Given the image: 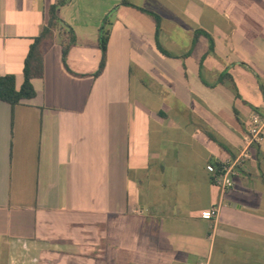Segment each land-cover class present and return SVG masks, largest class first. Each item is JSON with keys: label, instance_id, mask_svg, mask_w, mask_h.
Returning <instances> with one entry per match:
<instances>
[{"label": "crops", "instance_id": "1", "mask_svg": "<svg viewBox=\"0 0 264 264\" xmlns=\"http://www.w3.org/2000/svg\"><path fill=\"white\" fill-rule=\"evenodd\" d=\"M56 2L0 0L17 88ZM58 17L36 96L0 100V264H264V131L242 157L264 114V0H70ZM238 158L223 191L207 166Z\"/></svg>", "mask_w": 264, "mask_h": 264}, {"label": "trees", "instance_id": "2", "mask_svg": "<svg viewBox=\"0 0 264 264\" xmlns=\"http://www.w3.org/2000/svg\"><path fill=\"white\" fill-rule=\"evenodd\" d=\"M70 0H57L55 4H53L49 9V21L48 24L44 27L42 33L36 37L31 44L28 54L26 56L25 62H24V82L21 85L20 88L16 87V77L14 75H4L0 76V100L7 102L12 107H15L17 105H20L23 100H29L36 96V92L34 89V86L32 84V80L35 78H42L44 75V53L46 50V47L53 41L54 38V31L56 30L57 26L59 24H63V22L58 17V10L61 6L67 4ZM121 5H128L133 6L129 4L126 1H123ZM119 6L115 7L109 14H107L101 23V26L99 28V49L101 53V59L99 63L98 70L92 75L93 77H99L106 66V54H107V46L111 34V27L113 25V19L112 16L114 12L117 11ZM142 12H145L149 14L155 21L156 27H157V33L159 31L160 26V18L158 15H156L153 12L147 11L145 9L139 8ZM69 28V27H68ZM70 40L68 44H66L63 47V64L65 66V69L75 75V74L67 65L66 58L68 55V52L70 48L75 44L76 38L75 35L70 29ZM160 51L164 55L169 54L164 51L162 48H160ZM243 66H245L243 64ZM246 67V66H245ZM264 93V87L261 88ZM255 112H257L259 115L264 117V114L260 111V109L255 108ZM221 164L216 165L218 169L221 168Z\"/></svg>", "mask_w": 264, "mask_h": 264}, {"label": "built area", "instance_id": "3", "mask_svg": "<svg viewBox=\"0 0 264 264\" xmlns=\"http://www.w3.org/2000/svg\"><path fill=\"white\" fill-rule=\"evenodd\" d=\"M263 131L264 119L258 114L253 115L248 123V132L244 139L245 150L242 154V157L247 158L248 148L253 145H258L261 142ZM241 162L242 158H238L234 163L222 165L219 169L213 165H208L207 170L215 176V182L217 186H219L224 191L233 186L232 177L236 173V166L241 164ZM216 213L217 210L215 209L204 211L202 213V218L210 220L215 216Z\"/></svg>", "mask_w": 264, "mask_h": 264}, {"label": "rangeland", "instance_id": "4", "mask_svg": "<svg viewBox=\"0 0 264 264\" xmlns=\"http://www.w3.org/2000/svg\"><path fill=\"white\" fill-rule=\"evenodd\" d=\"M243 66V65H242ZM247 67V65H245ZM248 68V67H247Z\"/></svg>", "mask_w": 264, "mask_h": 264}]
</instances>
